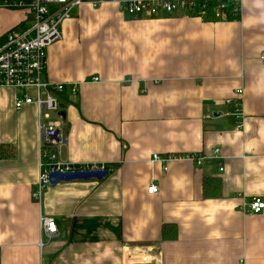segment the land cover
Here are the masks:
<instances>
[{"label": "crops", "instance_id": "crops-1", "mask_svg": "<svg viewBox=\"0 0 264 264\" xmlns=\"http://www.w3.org/2000/svg\"><path fill=\"white\" fill-rule=\"evenodd\" d=\"M31 26L25 10L0 9V43ZM60 33L44 80L80 85L77 97L61 98L62 160L109 175L51 185L36 203L37 112L17 111L23 93L2 90L13 104L0 107V264H122L128 252L158 264H264V211H243L264 201V0H244L241 19L228 22L84 5ZM239 90L241 130L226 104ZM216 150L220 158L202 168L152 163ZM208 179L221 182L218 198L204 197ZM152 184L159 193L148 194ZM43 217L55 236L41 230Z\"/></svg>", "mask_w": 264, "mask_h": 264}, {"label": "built area", "instance_id": "built-area-1", "mask_svg": "<svg viewBox=\"0 0 264 264\" xmlns=\"http://www.w3.org/2000/svg\"><path fill=\"white\" fill-rule=\"evenodd\" d=\"M244 0H0V9L25 10L32 20V26L25 30H15L0 43V92L12 89L22 92V97L15 102V109L21 111L25 107H34L37 112L39 133V168L40 173L32 198L41 203L46 190L51 186V176L79 171L107 170L102 167H77L62 160V152L68 143L67 131L61 116V98L70 92L77 97L79 84L65 85L46 82L47 51L51 45L61 39L60 28L73 16L75 10L90 5L96 9L106 3H117L121 11L130 17H158L160 14H190L206 20L218 22L239 21L242 15ZM264 67V52L258 57ZM99 82V79H93ZM226 104L232 107L227 116L236 121V129L245 125L243 90L236 92V97L228 99ZM0 133V164L1 156ZM220 158V151L212 155L168 154L165 157L154 155L152 163L168 164L172 162H188L202 168L206 162ZM165 167V171H166ZM223 172L224 168H220ZM159 193L157 185L148 188L149 195ZM243 211L259 214L264 211V201L254 198L244 205ZM41 230L48 237L57 233L54 220L43 217L40 220ZM43 246V243H40ZM122 264H158L146 254H125Z\"/></svg>", "mask_w": 264, "mask_h": 264}, {"label": "water", "instance_id": "water-1", "mask_svg": "<svg viewBox=\"0 0 264 264\" xmlns=\"http://www.w3.org/2000/svg\"><path fill=\"white\" fill-rule=\"evenodd\" d=\"M61 108L64 107L61 105ZM62 118L65 117L64 113L61 114ZM109 175L108 170H99V171H79L68 174H54L51 176V185H57L60 182H69V181H87V180H98L101 181Z\"/></svg>", "mask_w": 264, "mask_h": 264}, {"label": "trees", "instance_id": "trees-1", "mask_svg": "<svg viewBox=\"0 0 264 264\" xmlns=\"http://www.w3.org/2000/svg\"><path fill=\"white\" fill-rule=\"evenodd\" d=\"M30 1V0H26ZM1 156L3 157V150L1 149ZM107 168V167H106ZM108 170V168H107ZM221 182L217 180H204L203 184V193L205 198H218L221 193ZM170 233L172 234L171 229H169L167 226L164 227L163 229V236H169Z\"/></svg>", "mask_w": 264, "mask_h": 264}, {"label": "rangeland", "instance_id": "rangeland-1", "mask_svg": "<svg viewBox=\"0 0 264 264\" xmlns=\"http://www.w3.org/2000/svg\"><path fill=\"white\" fill-rule=\"evenodd\" d=\"M5 104L10 106L11 104H13V99L11 97V93L10 92H3L1 91L0 92V107H2V104ZM29 124H30V127H31V120H29ZM27 123L24 124V131L26 130V132L30 133V130L28 128V125ZM21 124L19 123V121L16 122V128L18 129L19 131V128H20Z\"/></svg>", "mask_w": 264, "mask_h": 264}, {"label": "bare ground", "instance_id": "bare-ground-1", "mask_svg": "<svg viewBox=\"0 0 264 264\" xmlns=\"http://www.w3.org/2000/svg\"><path fill=\"white\" fill-rule=\"evenodd\" d=\"M48 54V53H47ZM63 113V112H62ZM107 169V168H106ZM47 191V190H46Z\"/></svg>", "mask_w": 264, "mask_h": 264}]
</instances>
